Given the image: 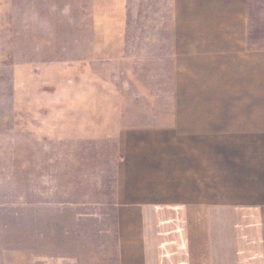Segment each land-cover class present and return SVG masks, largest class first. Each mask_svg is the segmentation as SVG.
I'll return each mask as SVG.
<instances>
[{
	"label": "crops",
	"instance_id": "obj_1",
	"mask_svg": "<svg viewBox=\"0 0 264 264\" xmlns=\"http://www.w3.org/2000/svg\"><path fill=\"white\" fill-rule=\"evenodd\" d=\"M250 16L251 0H0V69L32 135L24 164L64 190L90 167L94 189L74 206L112 221L118 264H264V46ZM155 18L172 46V117L126 127L94 68L124 63L133 23ZM86 145L103 149L71 153Z\"/></svg>",
	"mask_w": 264,
	"mask_h": 264
},
{
	"label": "rangeland",
	"instance_id": "obj_2",
	"mask_svg": "<svg viewBox=\"0 0 264 264\" xmlns=\"http://www.w3.org/2000/svg\"><path fill=\"white\" fill-rule=\"evenodd\" d=\"M166 24L157 18L135 21L126 61L94 68L122 96L126 127L157 125L172 117L176 75ZM250 43L264 46V0H251ZM179 78H192L189 69ZM13 100L12 68L6 66L0 69V264H118L112 221L101 219L94 206H74L86 197L80 192L94 189L93 171L88 166L92 176L72 177L65 190L57 180L39 177L38 170L31 179L24 161L32 135L17 124L21 116L15 114ZM98 149L103 148L72 146L71 153L96 156ZM71 172L74 176L78 171ZM63 190L71 199L70 209L65 204L64 211L57 205ZM96 213L99 219H94Z\"/></svg>",
	"mask_w": 264,
	"mask_h": 264
}]
</instances>
